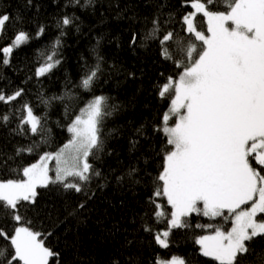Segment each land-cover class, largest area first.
Instances as JSON below:
<instances>
[{"label": "snow or ice", "instance_id": "6c2138e0", "mask_svg": "<svg viewBox=\"0 0 264 264\" xmlns=\"http://www.w3.org/2000/svg\"><path fill=\"white\" fill-rule=\"evenodd\" d=\"M0 264H264V0H0Z\"/></svg>", "mask_w": 264, "mask_h": 264}, {"label": "trees", "instance_id": "16d2710c", "mask_svg": "<svg viewBox=\"0 0 264 264\" xmlns=\"http://www.w3.org/2000/svg\"><path fill=\"white\" fill-rule=\"evenodd\" d=\"M81 2L83 3V0H81ZM89 11H90L89 9L85 8V9H81V10H80V13H83V14L85 15V17H87L90 21L94 22V18L88 16ZM80 13H78V14H80ZM46 40H47L46 37L43 38V39H41V40H40V44H38V45H36V46L39 47V46L43 45L44 43H46ZM76 42H77V38H76L75 35H73V36L68 40V43H69L70 45H75ZM84 47H86V43L84 44ZM81 50H83V48H82ZM27 51H29V54H31V50H27ZM67 55L69 56L68 67H69V69L71 70L72 66L76 63V57H75V55L73 54L71 48H69V49L67 50ZM57 76H60V73H57ZM126 89H127V95H129V96L132 94V91H134V88H133L131 85H127V86H126ZM121 98L123 99V97H121ZM140 102L143 103V99H142V98L140 99ZM51 198H52V197H49V199H51Z\"/></svg>", "mask_w": 264, "mask_h": 264}]
</instances>
